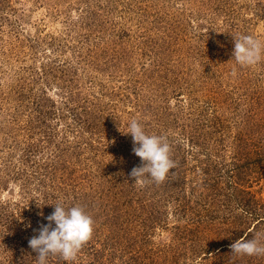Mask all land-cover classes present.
Instances as JSON below:
<instances>
[{
  "label": "rangeland",
  "instance_id": "1",
  "mask_svg": "<svg viewBox=\"0 0 264 264\" xmlns=\"http://www.w3.org/2000/svg\"><path fill=\"white\" fill-rule=\"evenodd\" d=\"M241 35L264 46V0H0V264H38L56 203L93 220L64 264H264L209 253L264 246V47L241 67ZM133 119L170 146L162 183L130 177Z\"/></svg>",
  "mask_w": 264,
  "mask_h": 264
},
{
  "label": "clouds",
  "instance_id": "2",
  "mask_svg": "<svg viewBox=\"0 0 264 264\" xmlns=\"http://www.w3.org/2000/svg\"><path fill=\"white\" fill-rule=\"evenodd\" d=\"M262 47L261 42L250 35L234 37L233 59L241 67L255 65L260 60ZM232 74H236L235 70ZM128 133L132 136L133 154L141 160V165L131 170L130 177L135 183H143L145 176L157 184L162 183L170 169L175 167L166 138L146 134L135 119L131 121ZM54 205L53 213L45 218L48 223L34 229L38 235H33L28 241L29 247L38 254V264H47L49 258L55 256L65 262L74 261L92 236L93 220L81 207H66L63 203ZM230 249L233 255H264V246L255 238H241L232 243Z\"/></svg>",
  "mask_w": 264,
  "mask_h": 264
},
{
  "label": "trees",
  "instance_id": "3",
  "mask_svg": "<svg viewBox=\"0 0 264 264\" xmlns=\"http://www.w3.org/2000/svg\"><path fill=\"white\" fill-rule=\"evenodd\" d=\"M261 218V217H260ZM259 221H262V219L258 220L256 223H258ZM255 223V224H256ZM254 229V226L250 229L247 228L245 231H243L244 233L240 234V235H233V237L230 238V243H222L220 245L215 246L211 251H209V253L214 254V255H221L223 252L227 251V249H230V245L232 243H234L235 241L241 239V238H246L251 235L252 230ZM21 239V237L19 238ZM58 262H60L61 264H64L63 261L58 257ZM58 263V264H60Z\"/></svg>",
  "mask_w": 264,
  "mask_h": 264
}]
</instances>
